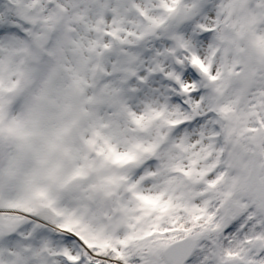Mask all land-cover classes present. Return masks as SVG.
<instances>
[{
	"label": "snow or ice",
	"instance_id": "obj_1",
	"mask_svg": "<svg viewBox=\"0 0 264 264\" xmlns=\"http://www.w3.org/2000/svg\"><path fill=\"white\" fill-rule=\"evenodd\" d=\"M0 264H264V0H0Z\"/></svg>",
	"mask_w": 264,
	"mask_h": 264
}]
</instances>
